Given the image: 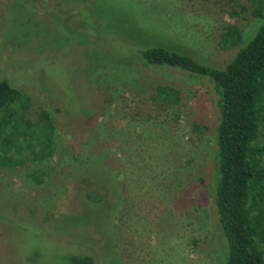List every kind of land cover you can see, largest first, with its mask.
<instances>
[{
  "label": "rangeland",
  "instance_id": "374dc122",
  "mask_svg": "<svg viewBox=\"0 0 264 264\" xmlns=\"http://www.w3.org/2000/svg\"><path fill=\"white\" fill-rule=\"evenodd\" d=\"M251 2L0 0V81L29 99L16 103L23 114L0 111V264H225L218 94L207 78L145 65L136 48L221 69L238 49L222 46L225 28L247 41L260 25ZM162 87L178 100L162 103ZM41 112L56 145L44 161L30 154Z\"/></svg>",
  "mask_w": 264,
  "mask_h": 264
},
{
  "label": "trees",
  "instance_id": "16d2710c",
  "mask_svg": "<svg viewBox=\"0 0 264 264\" xmlns=\"http://www.w3.org/2000/svg\"><path fill=\"white\" fill-rule=\"evenodd\" d=\"M250 14L260 21V25L247 41L236 25L225 28L222 46L238 49L221 69L164 47L136 48L145 65L173 68L207 78L218 94L213 205L217 229L224 242L225 264H264V141L261 140L264 123V0H252ZM231 15L233 17L236 13ZM156 97L168 104L178 100V93L162 87L157 90ZM18 101L29 106V99L22 100L19 90L5 80L0 81V111H9L10 117L15 110L23 114L20 107L24 106L16 105ZM41 115L44 119L40 120V139L35 134V141L41 147L36 151L32 146L30 153L38 161L51 159L56 147L53 122L47 113L41 112ZM86 200L94 205L101 201V197L89 192ZM72 264H93V258L82 254L74 258Z\"/></svg>",
  "mask_w": 264,
  "mask_h": 264
}]
</instances>
